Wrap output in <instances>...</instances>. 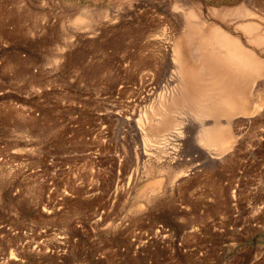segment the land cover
<instances>
[{
    "label": "rangeland",
    "instance_id": "obj_1",
    "mask_svg": "<svg viewBox=\"0 0 264 264\" xmlns=\"http://www.w3.org/2000/svg\"><path fill=\"white\" fill-rule=\"evenodd\" d=\"M0 264H264V0H0Z\"/></svg>",
    "mask_w": 264,
    "mask_h": 264
},
{
    "label": "bare ground",
    "instance_id": "obj_2",
    "mask_svg": "<svg viewBox=\"0 0 264 264\" xmlns=\"http://www.w3.org/2000/svg\"><path fill=\"white\" fill-rule=\"evenodd\" d=\"M248 14V13H247ZM242 16V15H241ZM244 16H245V14H244ZM184 17V16H183ZM240 17V16H239ZM242 18V17H241ZM196 21V20H195ZM188 22V21H187ZM187 22H185L186 24H187ZM198 22V21H197ZM201 27V26H200ZM204 27V26H203ZM208 27V26H207ZM202 28V27H201ZM205 28V27H204ZM158 31V30H157ZM167 31V30H166ZM208 32V31H207ZM217 33V32H216ZM216 33H214V34H216ZM166 34V33H165ZM210 34V33H209ZM220 34V33H219ZM221 34H222V32H221ZM217 35V34H216ZM228 35V34H227ZM160 36V35H159ZM162 36V35H161ZM211 37H214V36H212V35H210ZM221 36V35H220ZM223 36V35H222ZM207 38L209 37V36H206ZM227 37V36H226ZM226 37L224 38V36L223 37H221V38H212V40H210L209 42V45H208V47L207 48H209V49H211L212 51H213V53L214 54H216L217 56H216V58H217V60H216V62H218L222 67H223V69H221V70H223L227 75H229L230 76V78L229 79H231V81H233V80H239L241 77H242V74L243 73H249V72H251L250 73V75H252L253 76V74H256V71H253V67H254V63L256 62H254V58H253V54H251V53H249V50H248V52L246 51V50H244V49H241V48H239V44L241 43H237V41H234V39H233V37H232V41L231 42H229L230 40H231V37H230V39H229V41L226 39ZM157 38H158V34H157ZM161 39H162V37H160ZM159 38V39H160ZM160 39V40H161ZM154 40H156V38L154 39ZM159 42V41H158ZM241 45V44H240ZM194 46V45H193ZM192 46V47H193ZM192 47H191V49L190 50H193L192 49ZM245 47V46H244ZM194 48V47H193ZM195 50V49H194ZM174 53H173V52ZM251 51V50H250ZM171 54L173 55L172 57V63L170 64V66L168 67V68H172V70H170L173 74H174V76L176 77V78H178L179 76H180V70H181V66L178 64V55H177V53H175L176 52V49L174 48L173 50H171ZM195 52V51H194ZM196 53V52H195ZM200 54V53H199ZM191 55L192 56H194L193 54H192V52H191ZM197 56V55H196ZM196 56H194V57H196ZM196 58H199V57H196ZM198 60H200L201 61V59H198ZM202 62V61H201ZM254 62V63H253ZM258 62V61H257ZM208 63V62H207ZM168 64V65H169ZM260 65V64H259ZM259 65H255V66H257V67H260ZM262 66V65H261ZM263 67V66H262ZM217 71V70H216ZM201 72V71H200ZM205 72V71H204ZM168 75V74H167ZM169 77V76H168ZM226 77V76H225ZM176 78H173L172 77V75H171V77H170V80H171V82L172 81H177V79ZM218 78V77H217ZM226 78H228V77H226ZM219 79V78H218ZM169 80V81H170ZM213 80V79H212ZM238 86V85H237ZM207 87V86H206ZM225 87V86H224ZM243 87V86H242ZM227 90V89H226ZM223 87L220 89V92H221V97L223 98L222 99V102H221V106H223V110L226 112V113H228V114H232V113H234L235 112V110L236 111H239V112H243V113H245L246 112V108L245 107H240V106H238V105H235L234 104V102L232 101V99L230 98V94L228 93V92H224V91H226ZM239 90V89H238ZM206 91V90H205ZM230 91V90H229ZM240 91V90H239ZM238 91V92H239ZM233 92V91H232ZM205 93V92H204ZM225 93V95H223ZM234 93V92H233ZM233 93L231 94V95H233ZM206 94H207V92H206ZM211 94V93H210ZM205 97H206V95H204ZM211 107V106H210ZM164 109V108H163ZM166 113H167V111H166ZM220 114V113H219ZM174 115V114H173ZM221 115V114H220ZM165 116V115H164ZM167 116V115H166ZM147 117H149L148 116V114H147ZM248 117V116H247ZM148 119V118H147ZM153 119V118H152ZM234 120V119H233ZM208 121V120H207ZM148 122V121H147ZM146 122V123H147ZM158 122V121H157ZM177 122V121H176ZM225 122V121H224ZM141 125H142V123H141ZM140 129H141V133H143L144 132V130H143V126H140ZM165 129V128H164ZM178 131V130H177ZM180 132V131H179ZM179 132H175L174 134H173V136L175 137V141L176 140H179V141H183L184 140V136H183V134L181 135ZM199 132V131H198ZM223 133V132H222ZM144 135V134H143ZM224 136V135H223ZM200 138H202V139H206V141L207 142H209L210 144H216V143H218L219 141H221L220 143L221 144H225L226 145V143H227V140H228V138H222V139H219V138H217V135L216 134H203L202 133V136H200ZM174 138H172V140H173ZM178 141V142H179ZM180 144V143H179ZM229 144V143H228ZM211 158H215V156H213L212 155V157ZM164 169V168H163ZM161 170V169H160ZM177 175V174H176ZM181 177L183 176H185V175H180ZM182 177V178H183Z\"/></svg>",
    "mask_w": 264,
    "mask_h": 264
}]
</instances>
